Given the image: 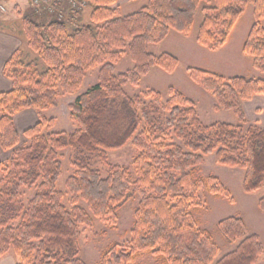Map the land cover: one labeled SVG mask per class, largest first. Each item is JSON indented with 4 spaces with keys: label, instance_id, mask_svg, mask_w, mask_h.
Returning a JSON list of instances; mask_svg holds the SVG:
<instances>
[{
    "label": "trees",
    "instance_id": "16d2710c",
    "mask_svg": "<svg viewBox=\"0 0 264 264\" xmlns=\"http://www.w3.org/2000/svg\"><path fill=\"white\" fill-rule=\"evenodd\" d=\"M118 1L86 0L91 13L85 25L75 23L80 12L71 9L61 21L47 14L41 20L29 12L22 17L27 45L44 68L18 54L3 69L12 88L0 91V150L11 154L0 163V258L12 248L16 264H85L79 257V226H90L95 217L114 228L118 211L139 197L130 240L107 247L101 264H131L142 254L161 264H256L263 248L257 235L247 234L242 218L217 222V231L236 247L215 261L218 246L208 231L197 228L191 208L198 205L201 190L215 199H230L217 177L198 175L210 154L216 164L244 172L245 193L264 186V129L249 123L242 106L264 95V0H148L126 16H120ZM249 3L254 22L242 52L262 77L188 69L191 80L213 95L214 108L231 111L237 124H203L195 102L172 88L164 102L156 91L147 95L150 102L124 92L126 84L138 85L155 66L175 70L177 58L154 56L148 45L162 42L171 30L188 35L199 7L203 5V18L196 41L216 50L227 42ZM125 52L133 67L115 74L114 64ZM94 68L96 83L68 105L76 129L50 131L54 119L39 114L22 133L28 144L19 146L13 116L24 109L57 106L59 95L77 94ZM129 142L139 151L131 169L113 165L103 176L83 155L97 154L106 162L107 151ZM67 148L80 153L66 180L70 209L56 185L62 174L60 152ZM24 189L34 191L27 205L21 199ZM258 208L264 211V197Z\"/></svg>",
    "mask_w": 264,
    "mask_h": 264
},
{
    "label": "rangeland",
    "instance_id": "374dc122",
    "mask_svg": "<svg viewBox=\"0 0 264 264\" xmlns=\"http://www.w3.org/2000/svg\"><path fill=\"white\" fill-rule=\"evenodd\" d=\"M26 2L28 4L26 3L25 7L29 5V0H26ZM147 3L148 0L127 1L120 6V16L134 13L146 6ZM65 5L66 7H64ZM1 6L4 10L1 9ZM202 6L199 7L195 14L193 27L188 35L171 30L162 42L148 45V52L154 56L167 53L177 58L178 65L175 70L166 72L155 66L146 75L141 77L138 85L126 84L123 90L128 96H139L145 102L151 101V98L147 96L149 92L156 91L161 94L162 101L164 102L168 98L169 89L172 88L195 102L197 114L203 124L208 125L215 122L237 124L236 117L231 111L216 110L214 108L215 99L213 95L191 80L188 69L197 68L217 73L224 77H262L252 67L251 57L242 52L243 43L254 22L253 6L251 3L247 5L244 13L231 30L227 42L216 50H209L199 45L196 41L199 25L203 18ZM14 7L13 0H0V15L8 16V11H15ZM63 7L66 13L69 14L71 7L67 3H64L59 6V9L62 11ZM78 12H80V15L76 21L74 20L75 23L81 25L90 23L91 8L87 5V2L86 6ZM62 13L65 16L63 20H65L66 14L63 11ZM10 14L12 16L14 15L13 13ZM23 15L24 13L21 14L22 17ZM22 17L21 19H16L18 20L16 21L18 23L17 25L20 26V32L22 30L21 35L24 36L25 40V44L19 55L25 61L37 62L41 70L44 68V64L38 55L27 45V38L22 29ZM71 22L67 23L70 28L72 27ZM0 25L4 26V23L0 21ZM8 29L11 30L12 28ZM114 67L115 74L125 73L132 69L133 62L127 52L120 56L119 60L114 64ZM97 75L98 68L89 70L77 94L59 95L57 106L41 112V115L45 118L54 119V126L50 131H66L72 133L76 129L75 122L69 117L68 105L73 103L78 95L91 89L97 81ZM242 106L249 123H256L264 129V96L255 97L249 102L242 103ZM20 134L19 146L27 145V140L24 139L22 133ZM60 153L62 174L56 185L57 189L64 195L62 200L63 205L67 209H70V195L66 188V180L74 171L71 162L80 153L70 148ZM10 154L11 152H3L0 150V163L5 164L9 160ZM138 154L139 151L132 142L127 143L118 150L107 151L106 162H103L97 154L83 153L84 157L88 158L89 165L99 170L103 176H106L109 166L118 165L131 169L132 162ZM198 175L202 177L215 176L230 191V199H215L206 190H201L196 199L198 205L191 208L197 228L208 231L218 246L219 251L215 261L226 253L233 251L236 247V244L227 243L217 231V222L227 217H239L244 220L247 226V234H255L258 236L263 253L256 264H264V211L258 208L259 200L264 197V186L254 192L245 193L242 190L244 172L238 168H228L216 164L213 154L207 155L204 158V163L199 167ZM33 195L34 191L32 189H24L21 198L23 203L27 205ZM139 201L140 198L137 197L133 201L125 204L118 211V219L114 228L95 217H92L90 226H79V257L85 264H101V253L107 247L113 244H118L119 246L124 245L130 240V231L134 222V211ZM80 205L85 206L83 202H80ZM10 262H17V257L12 248L0 258V264H9ZM111 264L116 263L113 262ZM131 264H161V262L151 254H142Z\"/></svg>",
    "mask_w": 264,
    "mask_h": 264
},
{
    "label": "crops",
    "instance_id": "0c3cea01",
    "mask_svg": "<svg viewBox=\"0 0 264 264\" xmlns=\"http://www.w3.org/2000/svg\"><path fill=\"white\" fill-rule=\"evenodd\" d=\"M130 0H119L116 5H118V9L120 12V6ZM31 0H29V5L25 7L26 0H13V5L15 6V11H8V16H1L0 21L4 23V26L0 25V91L6 92L12 88V82L8 79L4 73L3 69L5 64L15 55H18L23 45L25 44L24 36L21 35L20 26L17 25L18 23L16 19H21V14L29 12L30 14H34L36 17L41 18V20L47 19L46 13H36L34 8L30 4ZM28 4V3H27ZM24 5V6H23ZM66 7V5L64 6ZM62 8V11L69 16L66 11ZM1 9L4 8L1 6ZM74 11H72L73 13ZM13 13L14 15L12 16ZM48 17V16H47ZM7 26V27H6ZM8 28H12L9 30ZM264 96V95H257L255 97ZM253 97V99L255 98ZM252 100V99H251ZM250 100V101H251ZM249 102V101H247ZM246 102H243V104ZM42 111H37L35 109H24L18 112L13 116V123L14 126L19 134V138H21V134L27 128L32 127L38 121V115H41ZM6 264V263H3ZM9 264H16L14 262H10Z\"/></svg>",
    "mask_w": 264,
    "mask_h": 264
},
{
    "label": "built area",
    "instance_id": "2783aa9c",
    "mask_svg": "<svg viewBox=\"0 0 264 264\" xmlns=\"http://www.w3.org/2000/svg\"><path fill=\"white\" fill-rule=\"evenodd\" d=\"M67 3L72 10L80 11L86 6V0H31L30 4L36 13L45 12L50 16L56 17L61 21L64 19V14L59 9V6Z\"/></svg>",
    "mask_w": 264,
    "mask_h": 264
}]
</instances>
